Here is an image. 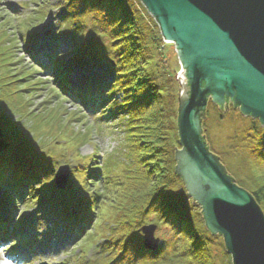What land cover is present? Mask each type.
Instances as JSON below:
<instances>
[{
	"label": "rangeland",
	"instance_id": "rangeland-1",
	"mask_svg": "<svg viewBox=\"0 0 264 264\" xmlns=\"http://www.w3.org/2000/svg\"><path fill=\"white\" fill-rule=\"evenodd\" d=\"M134 1L142 5L139 0ZM65 4L62 0H0V80L7 78L10 82H16L10 89H4L0 85V94L5 93L4 107L0 106L4 138L11 150L19 157L31 155L38 163L55 169L54 175L43 176L39 182L28 188L29 190L26 187L21 197L18 189L15 192L0 186V210L3 212V220L22 217L24 221L34 223V218H37L34 210L38 198L28 201L31 192L35 193V189L38 191L42 189L49 199H54L55 194L46 183L53 178L55 186L56 172L60 166L69 165L71 174L66 188L57 190L76 191L72 174L81 163L79 157L90 159L82 164L87 165L91 172L99 176L101 171L103 177L101 181H95L94 191L96 190L97 193L106 190L107 197L104 195L106 200L114 197L111 194L112 189L109 190L107 187L109 181L117 180L125 174L132 175L137 171L136 159L133 156L134 147L127 141V134L125 136L124 126L127 118L125 116L119 118L110 112L111 104L89 111L78 100L71 99L59 88L62 80L58 78L63 68L66 72L62 74L64 81L74 84L81 92L80 96H85L82 99L77 98L87 100L89 104L94 102L88 97L93 93L102 97L100 86H104L105 91L110 83L105 66L83 59L84 47L72 48L71 42L74 43L75 39L69 37L71 18L69 10L65 11L67 10ZM143 8L142 11L138 6V10L142 13V22L150 32L154 30L157 34L158 32L161 34L157 22L144 6ZM44 13L45 19L39 20ZM32 23L34 25L31 26ZM29 29L34 35L30 42L27 35ZM162 41L160 47L151 49L152 59L147 61L145 68L152 70L154 82L158 87L164 89L168 85L167 88L178 99L181 85L175 70L181 68V65L175 46L165 42L163 38ZM27 48L36 49L35 58L27 55L26 52L29 51H25ZM103 97L105 100L108 99L106 92ZM122 100V95L116 93L115 101L119 104ZM83 104L86 105V102ZM178 107L179 105H176L177 112ZM206 117L203 130L210 151L221 159L223 166L233 177H236L240 170L247 176L252 175L243 160L248 159L246 149L255 146L251 145L250 129L257 120L243 117L239 110L233 109L232 104L229 110L225 108V112L216 105L210 106ZM74 194L78 202L74 205L80 212H85L84 206L87 204L83 202V196ZM187 194L182 181L175 184L174 197L181 202V207L184 209L190 208L193 202ZM104 204L103 201L102 207L98 209L97 215H101L99 224L97 219L93 220L86 230L87 235H95L98 231L99 243L96 242L95 246H93L95 243L91 244L86 253H81L85 256L84 260L93 261L94 251H99L98 244L104 245L113 238L112 232L116 224L107 216L110 210ZM147 222V225H157L155 237L160 239L158 248L164 246L171 252L179 245L180 235L169 225L163 224L153 214ZM84 226L80 225L82 228ZM40 228L42 229L37 228V233H43V239L46 238L47 243L34 249V251L38 249L36 261L42 260V264H74L76 259L81 257L80 245L75 246L74 237L66 241V237L62 236L64 230L60 229L59 236L52 233L50 228ZM25 233L28 234V231ZM40 236L39 234V240H41ZM208 237L212 241L211 251L216 263L232 264L231 256H226L223 237L210 234ZM16 247L18 248L17 244ZM7 255V251L0 252V264H11L5 259Z\"/></svg>",
	"mask_w": 264,
	"mask_h": 264
},
{
	"label": "trees",
	"instance_id": "trees-1",
	"mask_svg": "<svg viewBox=\"0 0 264 264\" xmlns=\"http://www.w3.org/2000/svg\"><path fill=\"white\" fill-rule=\"evenodd\" d=\"M62 1H65V11L69 10L71 18L69 37L75 39L74 43L71 42L72 48L84 47L83 59H89L107 69L109 86L104 91V86L99 84L102 97L97 95L96 99H101V106L111 104L110 112L115 116L127 118L125 136L127 134V141L134 147L137 171L109 181L107 187L112 189L114 197L106 200V190L97 193L94 191L95 181H101L103 177L101 171L99 176L91 172L87 165L82 164L90 159L79 157L81 163L72 174L76 191L68 189L60 193L53 185L52 178L46 184L55 194L54 199H49L42 189L31 192L28 201L38 198L35 205L38 227L50 228L55 234L58 221L71 218L73 225L85 224L87 230L93 220L97 219L99 224L101 215H97L98 209L104 201V205L110 210L107 216L115 222L116 227L112 232V239L104 245L98 244L99 251H94L92 264H217L211 251L212 241L208 237L209 234L213 235L205 227L201 207L192 202L190 208L184 209L174 197L175 184L181 182L175 174V151L180 147L176 109L179 103L167 88L168 85H164V89L158 87L152 70L145 68L147 61L152 59L151 49H157L163 42L161 34L154 30L150 32L142 22L138 6L142 11L144 8L138 1ZM44 17L45 13L41 14L39 20L42 21ZM30 31L29 29L27 35H30ZM15 83L7 78L0 80L4 89L12 88ZM105 92L108 98L106 100L103 97ZM116 93L123 98L119 104L115 101ZM4 95L5 93L0 94L1 107L5 104ZM209 105L214 107L212 101ZM1 119L0 115V186L15 192L18 189L21 197L26 187L30 188L43 176L54 175L55 169L38 163L31 155L19 157L13 152L4 138ZM250 131L251 145L255 146L246 149L248 159H244L243 163L250 168L252 175L247 176L242 170L236 177L229 175L239 187L254 197L264 212V129L257 120L253 122ZM74 193L83 196V202L87 204L84 206L85 212H80L74 205L78 203ZM152 214L180 235L179 245L171 252L164 246L158 248L157 252L146 248L140 230L147 225ZM11 230L12 227L9 228ZM99 236L98 231L95 235H87L84 231L82 236L76 237L75 246L80 245L81 253H86L91 244L95 243V246L99 243ZM35 237L29 241L32 246L35 244ZM82 244L84 245L81 246ZM226 256L229 254L226 253ZM84 258L81 254L76 259L77 264H86Z\"/></svg>",
	"mask_w": 264,
	"mask_h": 264
},
{
	"label": "water",
	"instance_id": "water-1",
	"mask_svg": "<svg viewBox=\"0 0 264 264\" xmlns=\"http://www.w3.org/2000/svg\"><path fill=\"white\" fill-rule=\"evenodd\" d=\"M139 1L181 65L175 174L201 207L208 232L223 237L232 264H264V212L210 151L203 130L210 101L222 112L232 104L264 129V0ZM70 174L69 165L58 168L57 189ZM156 229L140 230L150 251L160 243Z\"/></svg>",
	"mask_w": 264,
	"mask_h": 264
}]
</instances>
